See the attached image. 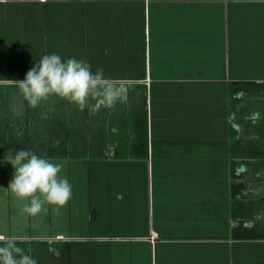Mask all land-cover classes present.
<instances>
[{
  "label": "crops",
  "instance_id": "crops-1",
  "mask_svg": "<svg viewBox=\"0 0 264 264\" xmlns=\"http://www.w3.org/2000/svg\"><path fill=\"white\" fill-rule=\"evenodd\" d=\"M52 53L112 102L30 107L13 80ZM21 148L68 203L26 211ZM0 236L37 264H264V0H0Z\"/></svg>",
  "mask_w": 264,
  "mask_h": 264
},
{
  "label": "clouds",
  "instance_id": "clouds-1",
  "mask_svg": "<svg viewBox=\"0 0 264 264\" xmlns=\"http://www.w3.org/2000/svg\"><path fill=\"white\" fill-rule=\"evenodd\" d=\"M103 69L92 71L91 65L76 58L63 59L59 54L43 56L30 68L23 80H13L20 94L32 108L40 106L50 96H57L84 109L93 99L110 104L112 93L104 83ZM8 164L14 169L8 189L18 197L28 198L26 211L35 216L42 210L43 195L48 204L65 205L72 198V186L59 177L62 165L45 156L21 148L8 154ZM0 264H37V260L18 247L13 238L0 236Z\"/></svg>",
  "mask_w": 264,
  "mask_h": 264
}]
</instances>
